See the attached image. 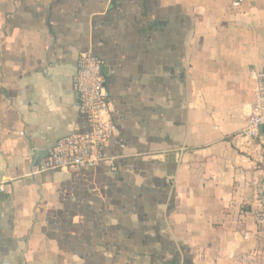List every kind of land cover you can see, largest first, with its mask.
I'll list each match as a JSON object with an SVG mask.
<instances>
[{"label": "crops", "instance_id": "crops-1", "mask_svg": "<svg viewBox=\"0 0 264 264\" xmlns=\"http://www.w3.org/2000/svg\"><path fill=\"white\" fill-rule=\"evenodd\" d=\"M0 0V264H264V0ZM106 60L124 146L35 172L89 130L73 77ZM170 177H173L170 180Z\"/></svg>", "mask_w": 264, "mask_h": 264}, {"label": "built area", "instance_id": "built-area-1", "mask_svg": "<svg viewBox=\"0 0 264 264\" xmlns=\"http://www.w3.org/2000/svg\"><path fill=\"white\" fill-rule=\"evenodd\" d=\"M244 0H235L239 7ZM106 60L93 52L81 53L73 77V89L77 94L80 114L89 124V130L59 139L49 157L36 167L35 172L79 171L108 165L115 174L118 170L116 158L107 151L116 144L123 147L122 136L113 120L115 110L104 73ZM254 103L244 129L246 136L256 139L264 134V68L253 72ZM173 177H170L172 180ZM4 185H0V191ZM252 217L260 231H264V208L252 210Z\"/></svg>", "mask_w": 264, "mask_h": 264}, {"label": "water", "instance_id": "water-1", "mask_svg": "<svg viewBox=\"0 0 264 264\" xmlns=\"http://www.w3.org/2000/svg\"><path fill=\"white\" fill-rule=\"evenodd\" d=\"M103 70H104V73H105V71L107 70V67H106V66H104Z\"/></svg>", "mask_w": 264, "mask_h": 264}]
</instances>
